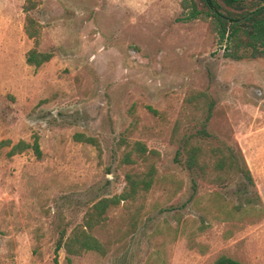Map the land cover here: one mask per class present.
Segmentation results:
<instances>
[{
	"label": "rangeland",
	"instance_id": "1",
	"mask_svg": "<svg viewBox=\"0 0 264 264\" xmlns=\"http://www.w3.org/2000/svg\"><path fill=\"white\" fill-rule=\"evenodd\" d=\"M34 2L25 13V0H0V264H52L59 234L150 164L148 191L90 231L104 254L60 249L58 264H264V57L227 58L206 22L179 21L178 0ZM26 15L34 49L52 55L35 69L24 62ZM191 92L213 101L206 132L251 185L240 175L208 184L173 162L171 127ZM19 141L28 147L7 156ZM133 142L153 153L125 163Z\"/></svg>",
	"mask_w": 264,
	"mask_h": 264
},
{
	"label": "trees",
	"instance_id": "2",
	"mask_svg": "<svg viewBox=\"0 0 264 264\" xmlns=\"http://www.w3.org/2000/svg\"><path fill=\"white\" fill-rule=\"evenodd\" d=\"M246 6L242 0H178L180 13L179 21L188 22L199 20L206 22L209 32L218 42H224L230 51L226 57L235 61L250 57H264V0H247ZM35 6L34 0H25L23 11L27 13ZM250 17L242 20L247 15ZM24 33L33 42V48L24 57L27 66L33 69L47 62L51 53L37 52L34 47L38 40V26L25 16ZM34 26V27H33ZM213 108V101L203 92H191L183 100L179 116L173 122L169 135V143L175 147L173 162L193 173L200 181L213 185H225L236 175L251 185V177L245 164H238L230 147L206 132ZM199 123V128L193 134H186V127ZM83 142H91L83 138ZM8 141L0 145H8ZM28 146L22 141L11 146L7 156L20 153ZM36 158L39 150L36 139L29 146ZM153 152L145 148L140 142H133L129 151L123 155V161L133 164L136 160H145ZM133 154L135 159H131ZM154 168L150 164L145 172L126 174L125 186L118 195L102 198L95 202L87 212L82 224L73 228L68 236L59 234L54 249L52 264H58L56 252L63 250L68 256H79L84 252L93 251L100 255L104 249L90 234L92 228L99 224L104 217L105 210L117 205L120 201L135 200L142 193H146L151 186ZM212 264H240L228 257L219 256Z\"/></svg>",
	"mask_w": 264,
	"mask_h": 264
},
{
	"label": "water",
	"instance_id": "3",
	"mask_svg": "<svg viewBox=\"0 0 264 264\" xmlns=\"http://www.w3.org/2000/svg\"><path fill=\"white\" fill-rule=\"evenodd\" d=\"M263 9H264V7H263ZM251 16V14H249V15H247L245 18H243L242 20H244V19H246V18H248V17H250Z\"/></svg>",
	"mask_w": 264,
	"mask_h": 264
}]
</instances>
